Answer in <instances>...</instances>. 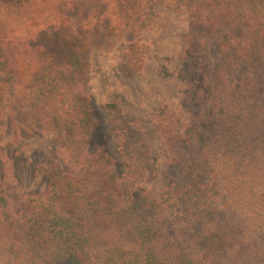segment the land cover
Listing matches in <instances>:
<instances>
[{"label":"trees","instance_id":"16d2710c","mask_svg":"<svg viewBox=\"0 0 264 264\" xmlns=\"http://www.w3.org/2000/svg\"><path fill=\"white\" fill-rule=\"evenodd\" d=\"M161 4L189 12L192 77L184 108L155 116L168 157L158 193L144 182L156 171L145 129L117 103L124 175L88 151L89 81L92 50L121 34L143 69L141 33ZM8 118L59 132L60 156L43 192L0 161V264H264V0H0V137Z\"/></svg>","mask_w":264,"mask_h":264},{"label":"rangeland","instance_id":"374dc122","mask_svg":"<svg viewBox=\"0 0 264 264\" xmlns=\"http://www.w3.org/2000/svg\"><path fill=\"white\" fill-rule=\"evenodd\" d=\"M189 34V12L166 4L156 5L151 23L142 31L145 50L142 70L129 67V39L121 34L116 40L92 50L89 94L94 109L96 129L90 139V153L104 149L115 163L117 176L125 173L118 151L113 119L108 103L115 102L133 115L145 129L156 171L144 179L145 186L158 193L164 184L168 157L163 135L155 125L158 110L168 104L183 109V96L192 75L187 69L186 47ZM215 59L217 47L212 45ZM10 86L8 104L15 98ZM60 133L30 131L8 118L0 137V161H10L17 184L23 191L43 192L47 185L44 168L60 156ZM59 264H79L69 257Z\"/></svg>","mask_w":264,"mask_h":264}]
</instances>
